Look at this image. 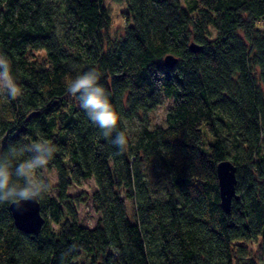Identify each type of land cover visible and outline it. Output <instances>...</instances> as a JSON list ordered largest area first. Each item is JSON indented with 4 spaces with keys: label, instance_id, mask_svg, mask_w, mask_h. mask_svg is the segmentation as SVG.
<instances>
[{
    "label": "trees",
    "instance_id": "obj_1",
    "mask_svg": "<svg viewBox=\"0 0 264 264\" xmlns=\"http://www.w3.org/2000/svg\"><path fill=\"white\" fill-rule=\"evenodd\" d=\"M112 1L126 20L114 37L105 0H0V55L23 91L0 97V150L40 139L57 149L36 234L0 205V264H264V0ZM91 68L119 114L123 153L66 91ZM164 99L165 125L147 127L141 115ZM223 159L236 167L228 212ZM87 180L92 191L73 192ZM82 203L94 223L77 219Z\"/></svg>",
    "mask_w": 264,
    "mask_h": 264
},
{
    "label": "clouds",
    "instance_id": "obj_2",
    "mask_svg": "<svg viewBox=\"0 0 264 264\" xmlns=\"http://www.w3.org/2000/svg\"><path fill=\"white\" fill-rule=\"evenodd\" d=\"M100 78L101 73L91 68L67 80L66 91L78 98L79 107L88 119L123 153L129 141L125 133L118 130L119 114L99 83ZM22 94L9 59L0 55V97L16 100ZM56 150L54 144L44 139L17 143L7 150H0V205H14L19 210L25 202L37 203L50 194L53 184L39 173L48 167Z\"/></svg>",
    "mask_w": 264,
    "mask_h": 264
},
{
    "label": "rangeland",
    "instance_id": "obj_3",
    "mask_svg": "<svg viewBox=\"0 0 264 264\" xmlns=\"http://www.w3.org/2000/svg\"><path fill=\"white\" fill-rule=\"evenodd\" d=\"M105 3L107 4L109 8V13L111 17V24L109 26V35L111 37L117 36L118 34H121L123 32V27L125 25V18H124V10L125 5L122 2H115L112 0H105ZM257 24L261 27L264 26V20H259ZM170 105V99H164L162 100V103L156 106L153 110H150L146 112L144 115H141L144 119H146L147 127L153 128L155 126H163L165 125V116L166 111ZM126 127L128 132L131 134L132 131H135L141 126V122L138 120V118H132L130 120L125 121ZM40 176L43 178L49 180L52 184L54 183L55 173L54 170L51 168H46L42 170L40 173ZM93 190V182L91 180L85 181L81 187L74 188L73 192H79L81 196L85 192H90ZM85 191V192H84ZM127 205V211L128 215L131 219H133V203L126 200ZM76 214L77 219L84 224H90L94 223V221L97 218V214L92 211L90 208V205L85 203V205L79 204L76 205ZM253 250H255L256 245H252ZM82 260V257L79 258L78 263ZM257 264H262V262H258Z\"/></svg>",
    "mask_w": 264,
    "mask_h": 264
},
{
    "label": "water",
    "instance_id": "obj_4",
    "mask_svg": "<svg viewBox=\"0 0 264 264\" xmlns=\"http://www.w3.org/2000/svg\"><path fill=\"white\" fill-rule=\"evenodd\" d=\"M191 51L199 50V46L194 42L189 44ZM176 62V57L167 54L163 57V65L167 68L172 67ZM236 167L229 159L220 160L216 165V175L218 180L220 206L223 211L228 212L232 199H237L235 192ZM14 225L25 233L36 234L42 223L43 217L40 212L39 203L25 202L21 209L14 205H8Z\"/></svg>",
    "mask_w": 264,
    "mask_h": 264
}]
</instances>
